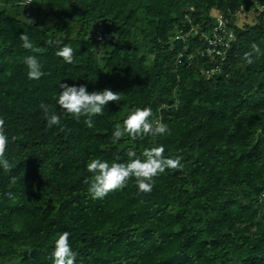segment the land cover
<instances>
[{"label":"trees","instance_id":"1","mask_svg":"<svg viewBox=\"0 0 264 264\" xmlns=\"http://www.w3.org/2000/svg\"><path fill=\"white\" fill-rule=\"evenodd\" d=\"M218 16L232 33L217 46L222 57L201 55L198 35L174 39L195 23L211 29ZM22 33L38 51L21 47ZM65 44L71 64L55 55ZM28 55L38 80L27 77ZM60 83L120 99L92 127L61 115L49 128L42 105L60 115ZM137 107L168 131L114 142ZM0 119L9 137L0 264H53L65 231L76 264H264V0H0ZM160 145L182 167L154 177L150 192L129 178L92 199L88 162H125L129 148L139 156Z\"/></svg>","mask_w":264,"mask_h":264},{"label":"clouds","instance_id":"2","mask_svg":"<svg viewBox=\"0 0 264 264\" xmlns=\"http://www.w3.org/2000/svg\"><path fill=\"white\" fill-rule=\"evenodd\" d=\"M20 40L22 41V48L38 51L28 34L22 33ZM55 55L62 58L67 64H71L74 59L72 47L66 44L56 49ZM246 56L248 57L247 62L251 63V55L246 54ZM23 63L27 67L28 79L38 80L43 75L35 55L26 56ZM60 88L62 91L59 92L55 101L56 107L59 106L57 108L60 115L55 112L49 113L48 106L42 105L46 114V124L49 128L61 124V115H71L76 119L85 117L84 122L88 127H92L93 118L103 114L107 102H115L120 99V93L109 88L89 92L85 85L77 86L67 83H60ZM3 126L4 121L0 119V169L7 171L9 161L3 157V153L9 142V137L5 134ZM167 131V125L153 117L151 108L137 107L114 127L112 137L114 142L125 136L131 140H136L141 135L161 136ZM163 153V145L146 148L139 156L134 149L129 148L125 162H121L119 157L113 161L91 160L87 163L86 168L92 174V178L86 182L90 183L88 191L92 199L103 198L109 191L124 187L129 178H135L138 192H150L153 188L154 177L165 172L166 169L182 167L180 157H166ZM52 258L53 264H76L77 252L69 243L68 232L60 233L55 239Z\"/></svg>","mask_w":264,"mask_h":264},{"label":"built area","instance_id":"3","mask_svg":"<svg viewBox=\"0 0 264 264\" xmlns=\"http://www.w3.org/2000/svg\"><path fill=\"white\" fill-rule=\"evenodd\" d=\"M23 4L29 6L33 0H21ZM26 15H29L28 10L25 11ZM191 22V20L189 19ZM192 35H198L202 39V44L206 43L204 50L197 49L198 52L203 55L206 53L207 56H210L213 59L214 55H219L222 57L224 50L218 48L226 47L228 42L232 39V33L226 32L225 24L221 16L217 17V23L214 27L209 30H203L199 23H195L190 25V27L186 30H179L175 35L174 39H182L186 40L192 37ZM218 69V65H214L212 68L206 70L207 72L211 73Z\"/></svg>","mask_w":264,"mask_h":264},{"label":"rangeland","instance_id":"4","mask_svg":"<svg viewBox=\"0 0 264 264\" xmlns=\"http://www.w3.org/2000/svg\"><path fill=\"white\" fill-rule=\"evenodd\" d=\"M43 10H45V9H43L42 8V10H40L41 12H43ZM240 17H242V16H240ZM238 19H240V18H238ZM29 20L30 21H33V20H35L34 19V17H32V18H29ZM240 21V20H239ZM44 22L46 23V24H51L52 23V18H51V16H47L45 19H44Z\"/></svg>","mask_w":264,"mask_h":264}]
</instances>
